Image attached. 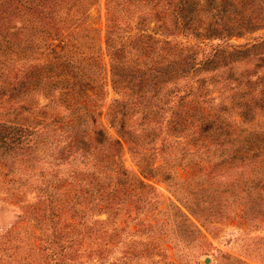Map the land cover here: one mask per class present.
<instances>
[{
  "label": "trees",
  "instance_id": "obj_1",
  "mask_svg": "<svg viewBox=\"0 0 264 264\" xmlns=\"http://www.w3.org/2000/svg\"><path fill=\"white\" fill-rule=\"evenodd\" d=\"M108 1L97 45L91 28L81 27L96 0H0V188L15 187L9 197L25 214L31 207L42 264H102L107 227L97 225L114 223L107 236L115 238L132 212L141 223L140 214L156 208L154 178L173 185L191 213L208 204L204 219L225 213L226 192L240 214L264 219V33L229 41L264 28V0ZM140 4L152 16L137 15L132 31L121 11ZM210 38L218 42L205 48ZM251 58L253 66L235 70ZM107 85L117 96L104 105ZM180 137L199 160L214 163L178 187L155 161ZM123 142L137 156V172L123 164ZM215 166L229 169L225 181L210 178ZM22 186L34 201L20 202ZM179 212L176 205L168 215L185 220Z\"/></svg>",
  "mask_w": 264,
  "mask_h": 264
},
{
  "label": "rangeland",
  "instance_id": "obj_2",
  "mask_svg": "<svg viewBox=\"0 0 264 264\" xmlns=\"http://www.w3.org/2000/svg\"><path fill=\"white\" fill-rule=\"evenodd\" d=\"M107 3H109L108 0H96L89 7L88 14L81 24V27L91 28L90 33L95 36L94 42L97 45L99 42L102 44ZM151 12L149 5L140 4L137 9L126 11L122 9L121 16L133 31L137 15L140 14L148 20L152 16ZM152 24L151 21L150 25ZM263 33L264 28H258L242 36H232L229 41L241 43L252 40ZM178 38L188 42L200 40L192 35H178ZM205 42H207L205 48H209V45L218 42V38L205 39ZM101 59L108 66L109 56L105 50L101 51ZM254 61L255 58H251L248 62H236L235 70L238 71L239 67L253 66ZM106 90L108 94L104 105L112 96H117L110 85H107ZM211 95L216 96L212 102L218 103L219 92L215 87H212ZM34 97L35 100H39L40 104L48 101V98L41 94H35ZM133 120L134 118L131 123L136 126ZM102 124L111 137H117L115 127L107 121L106 117H102ZM159 140V138L155 140L156 145ZM179 140L180 143H172L168 150L158 154L155 161V164H165L164 167L174 175V181L178 187L188 183L190 177L188 173L202 175L204 168L208 170L214 163L199 160L198 154L191 153L192 145L183 142L182 137ZM121 158L127 169L137 172V156L131 153L125 142H123ZM222 169L229 170L220 166L212 168L210 178L214 182L225 181V176L221 175L225 173ZM196 175H193L194 178H197ZM150 181L156 189L152 197L156 208L151 207L146 214L142 212L140 214L141 223H136L138 218H133L134 212H132L130 217L124 221L120 219L121 228H118L119 232L115 238L113 234L107 236L114 223L101 222L97 225L102 229L107 227V234L104 237L109 243V248L102 257V264H264V219L240 214L241 205L238 204V199L230 195L226 196L228 195L226 192L227 194L221 196L220 199V206L225 213L222 216L210 215L211 217L204 219L202 213L206 210L203 206L208 204L199 205L202 212L191 213L182 203L177 191L173 190V185L157 178ZM218 187L224 189L225 184L220 183ZM14 189L15 187L0 188V264H24L28 260L34 264H42L41 258L45 251H42L40 246L43 241L37 236L40 231L35 227L31 212L28 211L31 207L26 208L25 214L22 208L13 204V199L11 200L9 196ZM21 189L18 193L22 195L20 202L34 201L32 191H28L26 186H22ZM176 205L181 210L179 214L181 217L185 216V220H175L173 216L168 215L169 212L176 211ZM106 216L105 212L95 215L101 219ZM88 227L89 223L84 229ZM117 239L119 241H116ZM148 240L150 241L146 244ZM143 247L151 248L153 253L149 256H140L139 253ZM157 249H159L158 253ZM91 260L86 263L90 264L95 261V259Z\"/></svg>",
  "mask_w": 264,
  "mask_h": 264
},
{
  "label": "water",
  "instance_id": "obj_3",
  "mask_svg": "<svg viewBox=\"0 0 264 264\" xmlns=\"http://www.w3.org/2000/svg\"><path fill=\"white\" fill-rule=\"evenodd\" d=\"M205 261H206V259H205Z\"/></svg>",
  "mask_w": 264,
  "mask_h": 264
}]
</instances>
